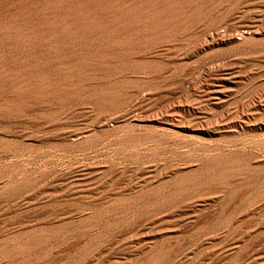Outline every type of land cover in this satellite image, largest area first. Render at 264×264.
Segmentation results:
<instances>
[{"label": "rangeland", "instance_id": "1", "mask_svg": "<svg viewBox=\"0 0 264 264\" xmlns=\"http://www.w3.org/2000/svg\"><path fill=\"white\" fill-rule=\"evenodd\" d=\"M2 1L4 0H0V3ZM196 1V4L192 1L179 5L176 10H171L179 16L178 20L182 22V25L168 24L166 26L170 27L172 32L182 31L185 27L195 26L194 24L206 19V23L208 22L206 29L203 32L191 34V36L183 34L173 37L172 40L170 39L173 44L170 43L169 47H165V50L158 51L159 53L150 56L151 58H142L139 62L129 65L128 69L136 74L130 78L128 90L122 94L125 97L127 95L126 98H123L125 100L121 99L112 103L113 105H97L88 99L84 101L83 108H78L73 103L60 104L55 96H47L43 100L22 104L18 109L8 105V108H3L4 112L1 107L3 105L0 104V114H2L0 115V195L2 194L0 196V264H145L147 256L158 249H162L160 251L166 253L167 256L154 264H264V199H253L256 186L264 178V166L258 171L234 173L233 177L230 176L232 180L229 177L230 181H227L229 183L222 187L221 185L191 187L179 200L156 206L154 209L148 204L152 203L149 201H153L152 199L155 197L152 192L150 194V190L139 202L118 206L115 209L107 207L111 200L124 195L123 193L135 195L139 186L158 187L159 182L163 183L162 180L166 184L165 186L168 184L170 186L171 180H175V176L179 177L178 179L182 178L180 176L183 175V171V178L186 179L189 174H185L187 170L189 172L191 167L192 171L190 172H193L196 170V164L197 168L201 169L204 166V169L211 154L222 156L224 162L228 157L245 155L248 156L247 161L250 165H255V161H257L255 159H264V44L259 46L260 44H257L256 41H249L246 47L254 53L243 54L241 48L232 46L231 43H217L209 41V38L205 40V37L202 36H206L208 30L231 28L235 31L243 23L241 18H238V16L240 17L239 13L237 14L235 11L236 0H217L218 3L215 0ZM251 1L254 5L245 10L248 12V10L259 9L258 11L261 10L263 17L264 5L262 4H264V0ZM206 2L207 4H205ZM25 3L26 0L23 1V4ZM210 8L212 12H209ZM213 9L215 10L213 11ZM45 13H47V8L43 10V14ZM211 15L213 16L211 17ZM232 17H236L237 20ZM208 19H211L210 22ZM26 20V17L21 15L14 17L13 22L8 19L0 21V30L3 28L0 31V103L3 99L17 95L5 88L8 78L10 79L14 75L17 77L21 74L26 76L38 73L39 69L33 63L42 54H44L43 59L48 56L66 57L68 54L76 53L79 48L91 49L87 40L78 41L74 36L70 37L73 46L65 43L64 37L58 35H55L53 40H49V35H45L43 36L44 42L23 36L15 38L13 34L20 32V26L25 24ZM226 24H228L227 27ZM212 26L216 27L212 28ZM45 28L46 26L43 25V30ZM183 42H189L191 47H199L200 50L196 52L198 55L192 54L189 49H186ZM23 56L27 60L25 65L28 66L24 71L17 72L16 70H20L17 68L19 65L17 58ZM222 58L227 60L224 61ZM221 60L223 61L221 62ZM72 61L65 60L64 63L72 65L75 60ZM228 61L234 64L232 63V65ZM140 63L141 65H139ZM227 63L228 67L223 65ZM228 69L231 70H229L231 74H234L229 76ZM43 70V75L56 73L57 62L54 65H43ZM138 82L144 84L140 85ZM137 85H139L138 88ZM146 89L151 93L140 101V107L135 110L134 103L137 99L139 100V96L147 91ZM218 89H222V92ZM136 91L138 94L135 93ZM9 92L10 94H8ZM133 93H135L134 96ZM207 95L210 96L206 97ZM201 101L204 102L201 103ZM176 110L178 111L176 112ZM71 114L73 115L71 116ZM122 115L124 119H121ZM101 117L104 119L113 118V120L108 121L106 126H102L99 125V122L104 120ZM116 117L117 119H115ZM64 120L65 123H62ZM172 121L175 124L177 122L179 126L173 124ZM205 123L210 125L207 126L208 124ZM83 131L85 135L81 138L71 135ZM67 136L73 138L70 139ZM216 156L212 158L213 163ZM202 157L205 159H201ZM211 157L210 161H212ZM185 160H188V164L191 163V165H186L175 172L176 174L167 173L169 176L157 177L165 169L164 164H176ZM200 160L207 161L200 162ZM137 162L145 166L152 164L155 166L158 163V167L155 169L149 167L148 172L140 173L138 167L136 168ZM198 163H201L200 166ZM80 165L96 167L89 170L88 176H81L82 171H72L75 166ZM108 165L113 168L118 165L121 168L126 166V168L125 166L122 168V175L119 173L121 180L118 178L119 174L104 171ZM134 167L137 170H134ZM159 169L162 170L158 171ZM178 172H180L179 176H177ZM123 173L126 175L124 176ZM170 176L172 179L169 178ZM140 177H145L144 181L139 180ZM22 180H26L28 185L23 190L13 192V187L18 184V181L23 182ZM127 183L134 186L124 190L123 186ZM96 185L97 187H95ZM190 192H195L193 198L188 196L191 194ZM193 212L195 214H192ZM104 213L106 214L104 215ZM21 233L27 234L21 235ZM258 239L259 241H257ZM22 243L27 246V249H23V252L22 250L16 252L13 248ZM12 249L18 256L11 251Z\"/></svg>", "mask_w": 264, "mask_h": 264}, {"label": "bare ground", "instance_id": "2", "mask_svg": "<svg viewBox=\"0 0 264 264\" xmlns=\"http://www.w3.org/2000/svg\"><path fill=\"white\" fill-rule=\"evenodd\" d=\"M24 0H4L0 4V21H6V19L12 21L14 17L16 16H25L26 21L25 24L20 26V32H16L13 34L15 38L20 37H26L28 39L32 40H41L43 41V36L49 35V40H53L55 35L64 37L65 43L73 44L70 42V37L74 36L79 40H87L90 44L91 49L85 48H79L78 51L73 54H68L66 57H51L48 56L47 58L43 59V55L40 56L35 62L33 63L35 67L39 69L38 73L28 74V75H19L17 77H10L8 78L5 88L10 91L12 94H17L14 97L6 98L1 100V106L3 108H8V105H12L14 109H18L20 105L26 104L28 102H33L36 100H43L44 97L47 96H55L57 98L58 102L60 104H67V103H73L75 107L83 108V104L85 103V100H92L97 105H110L112 103H116L117 101L126 98L125 95H122L129 86V82H131V77H134L136 73L133 74L132 71L128 69V66L139 62L142 58L155 56V54L161 50H165L166 46L170 45L172 43V38L177 37L183 34H188L191 36V34H195L199 31H204L206 29V19L205 21H199L198 23L194 24L195 26H188L185 27L182 31H174L170 30L171 28L166 25L170 24L173 26H180L182 25V22L178 20V15L171 12L173 9H177V7L181 4L190 3L193 1V3L196 4V0H26V3L23 4ZM43 1L45 5L43 6ZM211 0H208V2ZM216 3H218L217 0H215ZM223 1V0H221ZM237 6L235 11L237 12L238 18H241L242 25L238 26V28L233 31L231 28L228 30L219 29L216 30V26L212 28H215L213 31H209L205 34L206 36L204 39L207 40L209 38V41H215V42H225V43H231L232 46L241 48L243 51V54H253L254 52L250 51L246 45L249 41H256L257 44H260L259 46H262L264 44V16H261V10H248V12L245 10L246 8L253 6L254 3L251 0H236ZM215 3V2H214ZM215 3V4H216ZM199 4V3H197ZM207 4V2L205 3ZM213 5V4H211ZM264 5V4H262ZM189 6V5H188ZM187 6V7H188ZM194 6V5H193ZM205 6V5H204ZM216 6V5H215ZM214 6V7H215ZM47 8V13L43 14V10ZM200 7V5H199ZM212 7V6H209ZM206 8V6H205ZM235 8V7H232ZM231 8V9H232ZM180 9V8H179ZM191 9V8H190ZM193 9V7H192ZM203 9V7H202ZM208 9V8H206ZM211 9V8H210ZM201 10V9H200ZM215 9H213L214 11ZM216 8V12H217ZM264 10V9H263ZM188 11V10H187ZM192 11V10H191ZM204 11V10H203ZM202 14V11H200ZM199 12V13H200ZM208 12V10H207ZM206 12V13H207ZM209 12H212V9L209 10ZM208 12V14H209ZM234 12V14H236ZM170 13V15H168ZM180 13V12H179ZM196 13V10H195ZM215 13V12H214ZM189 14V12H188ZM187 14V15H188ZM233 14V13H232ZM196 15V14H195ZM198 15V14H197ZM206 15V14H205ZM194 16V15H193ZM204 16V14H203ZM213 15H211L212 17ZM231 16V15H229ZM233 16V15H232ZM236 16V15H235ZM185 17V16H183ZM262 17V18H261ZM188 18V17H187ZM191 18V17H190ZM196 18V17H195ZM203 18V17H202ZM201 18V19H202ZM207 18V17H206ZM236 18V17H232ZM194 19V18H193ZM200 19V18H198ZM184 20V19H183ZM211 19H208V21ZM237 20V18H236ZM235 20V21H236ZM9 21V22H10ZM188 21V20H187ZM229 21V20H228ZM13 22V21H12ZM11 22V24H12ZM191 22V21H190ZM210 22V21H209ZM223 22V19L221 20V23ZM1 23V22H0ZM195 23V22H194ZM227 23V22H226ZM230 23V22H229ZM6 24V23H5ZM4 24V25H5ZM9 24V25H11ZM184 24V23H183ZM219 24V23H218ZM3 25V24H2ZM8 25V24H7ZM43 25L46 26V28L43 30ZM188 25V24H186ZM190 25V24H189ZM210 25V24H209ZM228 24L225 26L227 27ZM6 26V25H5ZM4 26V28H5ZM3 27V26H2ZM199 27V28H198ZM201 27V28H200ZM211 27V26H210ZM209 27V28H210ZM230 27V26H228ZM234 27V26H233ZM232 27V28H233ZM1 28V27H0ZM9 28V27H8ZM220 28V27H219ZM222 28V27H221ZM224 28V27H223ZM6 29V28H5ZM3 30V28L1 29ZM0 30V31H1ZM180 30V29H179ZM11 31V30H10ZM13 32V31H12ZM4 33V32H3ZM12 35V34H10ZM51 35V36H50ZM11 37V36H9ZM52 37V38H51ZM215 37V38H214ZM25 38V40H26ZM179 38V37H178ZM188 38V37H187ZM192 38V37H191ZM196 38V36H195ZM45 39V38H44ZM171 39V40H170ZM12 40V39H11ZM24 40V41H25ZM31 40V41H32ZM47 40V39H46ZM72 40V39H71ZM174 40V39H173ZM45 41V40H44ZM43 41V42H44ZM56 41V40H55ZM183 41V40H182ZM202 41V40H201ZM49 42V41H48ZM59 42V41H58ZM174 42V41H173ZM180 42V41H179ZM178 42V43H179ZM190 42V41H189ZM184 43L183 45L186 46V49H189V51L193 54L198 52L200 49L199 47H191V44ZM192 42V41H191ZM200 42V41H199ZM47 43V42H46ZM51 43V42H50ZM53 43V42H52ZM64 43V42H63ZM210 43V42H209ZM59 44V43H58ZM79 44V43H78ZM81 44V43H80ZM86 44V43H85ZM173 44V43H172ZM197 44V43H196ZM202 44V43H201ZM213 44V43H212ZM211 44V45H212ZM230 44V45H231ZM20 45V44H19ZM56 45V44H55ZM83 45V43L81 44ZM193 45V44H192ZM195 45V44H194ZM205 45V44H204ZM223 45V44H222ZM8 46V45H7ZM78 46V45H77ZM86 46V45H84ZM201 46V45H200ZM228 46V45H227ZM257 46V45H254ZM62 47V46H61ZM65 47V46H64ZM75 47V46H74ZM82 47V46H81ZM169 47V46H168ZM178 47V46H177ZM202 47V46H201ZM211 48V47H210ZM257 48V47H256ZM24 49V48H23ZM45 49V48H44ZM47 49V48H46ZM52 49V48H51ZM55 49V48H54ZM176 49V48H175ZM185 49V50H186ZM229 49V48H228ZM235 49V48H234ZM233 49V50H234ZM15 50V49H14ZM25 50V49H24ZM48 50V49H47ZM169 50V49H168ZM207 50V49H206ZM205 50V51H206ZM210 50V49H209ZM222 50V49H221ZM227 50V49H226ZM20 51V50H19ZM204 51V50H203ZM232 51V50H231ZM259 51V50H258ZM261 51V50H260ZM12 52V51H11ZM24 52V51H23ZM22 52V53H23ZM41 52V51H40ZM57 52V51H56ZM71 52V51H70ZM73 52V51H72ZM71 52V53H72ZM158 52V53H159ZM163 52V51H162ZM185 52V51H184ZM241 52V51H240ZM16 53V52H15ZM20 53V52H19ZM44 53V52H43ZM51 53V51H50ZM53 53V51H52ZM68 53V52H66ZM157 53V54H158ZM206 53V52H205ZM213 53V52H212ZM231 53V52H230ZM238 53V52H237ZM48 55V53H46ZM55 54V53H54ZM63 54V53H62ZM197 54V53H196ZM236 54V52H235ZM234 54V55H235ZM51 55V54H50ZM160 55V54H159ZM182 55V54H181ZM186 55V54H185ZM184 55V56H185ZM198 55V54H197ZM207 55V54H206ZM226 55V54H225ZM233 55V56H234ZM260 55V54H259ZM262 55V54H261ZM264 55V54H263ZM15 54L13 55V57ZM46 56V55H45ZM222 56V55H221ZM224 56V55H223ZM227 56V55H226ZM232 56V54H231ZM241 56V55H240ZM251 56V55H250ZM257 56V55H256ZM158 57V56H157ZM182 57V56H181ZM238 57V56H236ZM243 57V56H241ZM16 58V57H15ZM151 58V57H150ZM228 58V57H227ZM232 58V57H231ZM240 58V57H239ZM10 59V58H9ZM12 59V58H11ZM31 59V58H30ZM183 59V58H182ZM215 59V58H214ZM213 59V60H214ZM224 60V58H222ZM237 59V58H236ZM29 60V59H28ZM65 60H75L72 65H67L64 63ZM77 60V62H76ZM166 60V59H165ZM180 60V59H179ZM184 60V59H183ZM205 60V59H204ZM221 60V62L223 61ZM227 60V59H226ZM224 60V61H226ZM230 60V59H228ZM14 61V60H12ZM26 58L23 56L22 58H17V68H20V70H16L17 72L24 71L28 65H25ZM146 61V60H145ZM182 61V60H181ZM216 61V60H215ZM234 61V60H233ZM57 62V72L43 75V65L47 64H53ZM76 62V63H75ZM153 62V60H152ZM178 62V61H177ZM229 62V61H228ZM236 62V61H235ZM156 63V61H155ZM174 63V62H173ZM217 63V61H216ZM220 63V62H219ZM231 63V61L229 62ZM233 63V62H232ZM231 63V64H232ZM261 63V62H260ZM146 64V63H145ZM222 64V63H221ZM230 64V66H232ZM14 65V64H13ZM16 65V64H15ZM141 65V63L139 64ZM159 65V64H158ZM219 65V64H218ZM227 65V64H223ZM144 66V64H143ZM182 66V65H181ZM190 66V65H189ZM236 66H238L236 64ZM176 67V66H175ZM211 67V66H210ZM221 69L222 66L220 65ZM225 67V66H224ZM225 67V68H226ZM11 68V67H8ZM47 68V67H46ZM148 68V67H147ZM209 68V67H208ZM151 69V68H150ZM149 69V70H150ZM165 69V67H164ZM201 69V68H199ZM217 71L218 68L216 67ZM7 70V69H5ZM12 70V69H11ZM46 70V69H45ZM48 70V69H47ZM51 70V69H50ZM146 70V69H145ZM162 70V69H161ZM170 70V69H169ZM188 70V69H187ZM204 70V69H202ZM214 70V69H213ZM223 70V69H222ZM230 69H228L229 71ZM3 71V70H2ZM226 71V70H225ZM231 71V70H230ZM229 71V72H230ZM4 72V71H3ZM143 72V71H142ZM148 72V71H147ZM169 72V71H168ZM167 72V74H168ZM203 72V71H202ZM215 72V71H213ZM212 72V73H213ZM222 72V71H221ZM224 72V71H223ZM244 72V71H243ZM254 72V71H253ZM139 73V72H138ZM145 73V72H144ZM151 73V72H150ZM158 73V71H157ZM170 73V72H169ZM211 73V71H210ZM220 73V72H219ZM233 73V71H232ZM237 73V72H236ZM141 74V72L139 73ZM153 74V73H152ZM155 74V73H154ZM203 74V73H202ZM234 74V73H233ZM230 72V75H233ZM8 75V74H6ZM143 75V73H142ZM148 75V74H147ZM160 75V74H159ZM201 75V74H200ZM214 75V74H213ZM219 75V74H218ZM226 75V74H224ZM227 75V76H228ZM236 75V74H235ZM234 75V76H235ZM251 75V74H250ZM256 75V74H255ZM180 76V75H179ZM215 76V75H214ZM217 76V75H216ZM221 76V75H220ZM228 76V77H229ZM147 77V76H146ZM178 77V76H177ZM219 77V76H218ZM217 77V78H218ZM223 77V75L221 76ZM225 77V76H224ZM7 78V77H6ZM143 78V77H142ZM176 78V77H175ZM181 78V77H180ZM139 79V78H138ZM146 79V78H145ZM152 79V78H151ZM169 79V78H168ZM173 79V77H172ZM231 79V78H230ZM229 79V80H230ZM233 79V78H232ZM231 79V80H232ZM235 79H237L235 77ZM135 80V79H133ZM143 80V79H142ZM176 80V79H175ZM219 80V79H218ZM140 81V80H139ZM223 81V80H222ZM227 81V80H226ZM241 81V80H240ZM141 82V81H140ZM162 82V81H161ZM177 82V81H176ZM175 82V83H176ZM181 82V81H179ZM198 82V81H197ZM220 82V81H219ZM139 83V82H138ZM143 83V82H142ZM170 83V82H168ZM227 83V82H226ZM135 84L136 81H135ZM140 84V83H139ZM144 84V83H143ZM140 84V85H143ZM173 84V82H172ZM164 86V84H161ZM169 85V84H168ZM182 85V84H181ZM187 85V84H186ZM206 85V84H205ZM133 86V83H132ZM139 85H137L138 88ZM185 86V85H184ZM136 87V85H135ZM134 87V88H135ZM130 89V88H129ZM133 89V88H132ZM136 89V88H135ZM171 89V88H170ZM180 89V88H179ZM201 89V88H200ZM206 89V88H205ZM209 89V88H208ZM214 89V88H212ZM217 89V88H216ZM224 89V88H223ZM228 89V88H226ZM230 89V87H229ZM232 89V88H231ZM142 90V89H141ZM145 90V89H144ZM147 90V89H146ZM173 90V89H172ZM177 90V89H176ZM211 90V88L209 89ZM220 90V89H218ZM222 90V89H221ZM220 90V92H222ZM148 91V92H147ZM143 95L139 96V100L134 103L135 110L140 107V101L143 100L146 96H148L149 93H151L150 90H147ZM183 91V90H182ZM262 91V90H261ZM10 92L8 94H10ZM134 92V91H133ZM171 92V91H170ZM187 92V91H186ZM205 92V91H204ZM132 93V92H130ZM137 93V91L135 92ZM133 93V96L134 94ZM195 93V92H194ZM226 93V92H225ZM260 93V92H259ZM127 94V93H126ZM138 94V93H137ZM167 94V93H166ZM177 94V93H176ZM229 94V93H228ZM130 96V95H129ZM186 96V95H185ZM210 96V95H209ZM208 95L206 97H209ZM212 96V95H211ZM216 96V95H214ZM247 96V95H246ZM245 96V97H246ZM2 97V96H1ZM138 97V96H137ZM218 97V96H217ZM263 97V96H262ZM261 97V98H262ZM4 98V97H3ZM151 98V97H150ZM174 98V97H173ZM176 98V97H175ZM200 98V97H198ZM220 98V97H219ZM218 98V99H219ZM47 99V98H46ZM171 99V98H170ZM190 99V98H189ZM188 99V100H189ZM264 99V98H263ZM125 100V99H123ZM135 100V99H134ZM216 100V99H215ZM257 100V99H256ZM127 101V100H126ZM145 101V100H144ZM177 101V100H176ZM213 101V100H212ZM240 101V100H239ZM43 102V101H42ZM134 102V101H133ZM188 102V101H187ZM184 102V103H187ZM204 102V101H203ZM201 101V103H203ZM245 102V101H244ZM163 103V102H162ZM169 103V102H168ZM178 104H182L177 102ZM233 103V102H232ZM252 103V102H249ZM248 103V104H249ZM259 103V102H258ZM264 103V102H263ZM132 104V102H130ZM199 104V103H198ZM206 104V103H205ZM246 104V103H245ZM28 105V104H27ZM40 105V103H39ZM46 105V104H45ZM51 105V104H50ZM57 105V104H56ZM59 105V104H58ZM71 105V104H70ZM113 105V104H112ZM173 105V104H172ZM175 105V103H174ZM193 105V104H192ZM256 105V104H255ZM25 106V105H24ZM72 106V107H74ZM92 106V105H91ZM120 106V105H119ZM130 106V105H129ZM171 106V104H170ZM248 106V105H246ZM57 107V106H56ZM54 107V108H56ZM63 107V106H61ZM85 107V106H84ZM88 107V104H87ZM86 107V109H87ZM93 107V106H92ZM178 107V106H175ZM196 107V106H195ZM27 108V107H26ZM53 108V107H52ZM67 108V107H66ZM77 108V109H78ZM125 108V107H124ZM132 108V107H131ZM150 108V107H149ZM174 108V107H173ZM223 108V107H222ZM227 108V107H226ZM245 108V107H244ZM43 109V107H42ZM64 109V108H63ZM76 109V111H77ZM91 109V107H90ZM119 109V108H118ZM122 109V108H121ZM143 109V108H142ZM206 109V108H205ZM214 109V108H213ZM251 109V108H250ZM253 109V108H252ZM26 110V109H25ZM30 110V109H29ZM58 110V109H56ZM60 110V109H59ZM65 110V109H64ZM69 110V109H68ZM197 110V109H196ZM204 110V109H203ZM255 110V108H254ZM4 112V109L2 110ZM41 111V110H40ZM43 111V110H42ZM63 111V110H62ZM67 111V109H66ZM74 111V110H73ZM72 111V113H73ZM82 111V110H81ZM88 111V110H86ZM99 111V110H98ZM171 111V110H169ZM175 111V110H174ZM178 110H176L177 112ZM253 111V110H252ZM6 112V111H5ZM24 112V111H23ZM29 112V111H28ZM59 112V111H57ZM68 112V111H67ZM118 112V111H117ZM128 112V111H126ZM48 113V112H47ZM53 113V112H52ZM63 113V112H62ZM92 113V112H91ZM97 113V112H96ZM103 113V112H102ZM137 113V112H136ZM140 113V112H139ZM170 113V112H168ZM173 113V112H172ZM175 113V112H174ZM173 113V114H174ZM227 113V112H226ZM26 114V113H24ZM55 114V113H54ZM100 114V113H99ZM124 114V113H123ZM130 114V113H129ZM133 114V113H132ZM2 115V114H0ZM4 115V114H3ZM73 114H71L72 116ZM76 115V114H74ZM112 115V114H111ZM110 115V116H111ZM114 115V113H113ZM119 115V114H118ZM140 115V114H139ZM171 115V114H170ZM178 115V114H177ZM179 115H181L179 113ZM196 115V114H195ZM205 115V114H203ZM244 115V114H243ZM39 116V115H38ZM69 116V115H68ZM143 117V114L141 115ZM140 116V117H141ZM5 117V116H4ZM13 117V116H11ZM64 117V116H63ZM79 117V116H78ZM81 117V116H80ZM107 117V116H105ZM121 119H124V116H120ZM135 117V116H134ZM146 117V116H145ZM167 117V116H166ZM176 117V116H174ZM206 117V116H205ZM57 118V117H56ZM85 118V117H84ZM103 118V117H101ZM133 118V117H132ZM147 118V117H146ZM208 118V115H207ZM235 118V117H234ZM66 119V117H65ZM70 119V118H68ZM104 119V118H103ZM117 119V117L115 118ZM131 119V118H130ZM136 119V118H135ZM140 119V118H139ZM145 119V118H144ZM180 119V118H177ZM202 119V118H201ZM204 119V118H203ZM202 119V120H203ZM22 120V119H21ZM32 120V119H31ZM35 120V119H34ZM59 120V119H58ZM112 119H104L103 121L99 122V125L106 126L108 124V121H112ZM128 120V119H127ZM159 120V119H158ZM166 120V119H165ZM181 120V119H180ZM183 120V119H182ZM216 120V119H215ZM26 121V120H25ZM33 121V120H32ZM55 121V120H54ZM168 121V120H167ZM171 121V120H170ZM176 121V120H175ZM192 121V120H191ZM199 121V120H198ZM206 121V120H205ZM217 121V120H216ZM215 121V122H216ZM243 121V120H242ZM36 122V121H35ZM60 122V121H59ZM65 123V120L62 121V123ZM77 122V121H76ZM92 122V121H91ZM163 122V121H162ZM204 122V121H203ZM214 122V121H213ZM58 123V122H57ZM70 123V122H69ZM98 123V122H97ZM111 123V122H110ZM141 123V122H140ZM144 123V122H143ZM149 123V122H148ZM173 123V121H172ZM171 123V124H172ZM182 123V122H181ZM200 123V122H199ZM218 123V122H217ZM234 123V122H233ZM32 124V123H31ZM53 124V123H52ZM122 124V123H121ZM133 124V123H132ZM175 124V123H173ZM172 124V125H173ZM177 124V122H176ZM175 124V125H176ZM187 124V123H186ZM196 124V123H195ZM207 126H209V123H205ZM213 124V123H212ZM211 124V126H212ZM215 124V123H214ZM222 124V123H221ZM239 124V123H238ZM55 125V124H54ZM57 125V124H56ZM81 125V124H80ZM139 127V123L137 124ZM142 126V124H140ZM155 125V124H154ZM157 125V124H156ZM178 125V124H177ZM182 125V124H181ZM203 125V124H202ZM110 126V125H109ZM164 126V125H163ZM166 126V125H165ZM179 126V125H178ZM9 127V126H8ZM93 127V126H92ZM134 127V126H133ZM169 127V126H167ZM201 128L203 126H200ZM205 127V125H204ZM23 128V127H22ZM46 128V127H45ZM62 128V127H61ZM65 128V127H64ZM67 128V127H66ZM136 128V127H135ZM132 128V129H135ZM187 128V127H186ZM183 128V129H186ZM79 129V128H78ZM84 129V128H83ZM192 129V128H191ZM208 129V128H207ZM219 129V128H218ZM227 129V128H226ZM23 130V129H22ZM206 130V129H205ZM211 130V129H210ZM5 131V130H4ZM62 131V130H61ZM79 131H81L79 129ZM162 131V130H161ZM23 133V131H21ZM33 132V131H32ZM74 132V131H72ZM137 132V131H135ZM202 132V131H201ZM204 132V131H203ZM25 133V132H24ZM41 133V132H40ZM87 133V132H86ZM126 133V132H125ZM171 133V132H170ZM173 133V132H172ZM27 134V133H25ZM68 134V133H67ZM23 135V134H22ZM46 135V134H45ZM61 135V134H60ZM75 138H81L83 137V132H76L74 134H71ZM97 135V134H96ZM127 135V134H125ZM134 135V133H133ZM27 136V135H26ZM24 136V137H26ZM216 136V135H215ZM38 137V136H37ZM65 137V136H63ZM70 138L69 136H67ZM72 137V138H73ZM95 137V136H94ZM92 137V138H94ZM100 137V136H99ZM135 137V136H134ZM204 137V136H203ZM2 138V137H1ZM31 138V137H30ZM70 138V139H72ZM133 138V136H132ZM172 138V137H171ZM222 138V137H221ZM96 139V138H95ZM199 139V138H198ZM54 140V138H53ZM69 140V139H68ZM59 141V140H58ZM77 141V140H76ZM133 141V140H132ZM79 142V141H78ZM99 142V141H98ZM162 142V141H161ZM33 144V143H32ZM47 144V143H46ZM79 144V143H78ZM87 144V143H86ZM93 144V143H92ZM30 145V144H29ZM75 145V144H74ZM128 145V144H127ZM211 145V144H210ZM67 146V145H66ZM70 146V145H69ZM208 148V147H207ZM21 149V148H20ZM43 151V150H42ZM80 151V150H79ZM231 151V150H230ZM162 152V151H161ZM209 152V151H208ZM32 153V152H31ZM115 153V152H114ZM167 153V152H166ZM130 155V153H129ZM229 155V154H228ZM232 155V153H231ZM174 156V155H173ZM208 155H206L207 157ZM212 156V157H211ZM214 155H210L211 159ZM252 156V155H251ZM108 157V156H107ZM205 157V156H204ZM202 157L201 159H205ZM209 157V158H210ZM247 157L245 155L237 156V157H228L224 159L222 156L217 155L214 157V163L213 159L212 161L208 160V163L201 167V169L196 167V170L192 167L194 170L193 172L190 167V171L185 173L188 176L186 179L183 178L184 171L182 172L183 175H181L180 179H178L175 176V180H170L171 185L165 186L166 184L162 180L163 183L159 182L158 187H147L139 186L137 189V192L135 195L131 193H123L124 195L115 197L111 202L108 203V206L110 209L122 205H129L136 202H139L144 194L149 192L150 194H154L153 201H149L152 203H148L152 208L163 205V204H169L176 200H179L189 189L194 188L195 186H213V185H226L227 181L232 180V175H235L234 173L239 172H245V171H258L264 166V159H255V165H250L247 161ZM127 158V157H126ZM129 158V157H128ZM170 158V157H169ZM252 158V157H251ZM249 159V158H248ZM197 160V159H196ZM195 160V161H196ZM206 160V161H207ZM254 160V159H252ZM199 161V160H198ZM203 160H200V162ZM205 161V160H204ZM203 161V162H204ZM205 161V162H206ZM197 162V161H196ZM195 162V163H196ZM216 162V163H215ZM18 163V162H17ZM189 161L185 160L181 163H170V164H164V170L163 172L159 173L157 177L167 176V173L176 174L175 172L179 171L181 168L186 167ZM199 164V163H198ZM201 164V163H200ZM199 164V166H200ZM203 164V165H204ZM78 165V164H77ZM92 165V164H91ZM129 165V164H127ZM131 165V164H130ZM136 168L138 167V172L145 173L150 170L149 167L152 169L158 167V163L155 166L148 165L145 166L142 163L136 164ZM191 165V163H190ZM189 165V166H190ZM193 165V163H192ZM16 166V165H15ZM122 166V165H121ZM125 166V165H124ZM123 166V167H124ZM134 166V164H133ZM132 166V169H133ZM95 168L96 166H90V165H80L75 166L72 171H82V175H86L89 173V170H92V168ZM122 167V168H123ZM131 167V166H130ZM148 167V168H147ZM122 168L120 165L113 168V166L108 165L105 167V172H109L111 174H121ZM126 168V166H125ZM135 168V167H134ZM134 170H137V169ZM189 168V167H188ZM60 169V168H59ZM128 169V168H127ZM187 169V168H186ZM102 170V169H101ZM129 170V169H128ZM127 170V171H128ZM162 170V169H161ZM160 169L158 171H161ZM185 170V169H184ZM15 171V170H14ZM26 171V170H25ZM30 171V170H29ZM124 171V170H123ZM133 171V170H132ZM19 172V171H17ZM84 172V173H83ZM98 172V170H97ZM125 172V171H124ZM137 172V171H136ZM136 172H134L136 174ZM137 172V173H138ZM65 173V172H64ZM94 173V172H93ZM180 172H178L177 176H179ZM181 173V174H182ZM248 173V172H247ZM27 174V173H26ZM54 174V173H53ZM66 174V173H65ZM92 174V173H91ZM103 174V173H102ZM119 174V180L120 179ZM124 174V173H123ZM133 174V173H132ZM139 174V173H138ZM158 174V172H157ZM245 175V173H243ZM122 175V174H121ZM126 174H124L125 176ZM137 175V174H136ZM21 176V175H20ZM24 176V175H23ZM169 176V175H168ZM232 176V177H230ZM240 177L242 175H239ZM238 176V178H239ZM247 176V174H246ZM251 176V175H250ZM263 176V175H262ZM58 177V176H57ZM65 177V176H64ZM186 177V176H185ZM230 177V179H229ZM235 177V176H234ZM19 178V177H18ZM27 178V177H26ZM79 178V177H78ZM85 178V177H84ZM115 178V176H114ZM123 178V177H122ZM145 177H140L139 180L144 181ZM156 179V178H155ZM164 179V178H163ZM174 179V178H173ZM229 179V180H227ZM236 179V178H235ZM244 179V178H242ZM261 179V178H260ZM6 180V179H5ZM18 180V179H17ZM117 180V178H116ZM118 180V181H119ZM136 180V179H135ZM138 180V179H137ZM161 180V179H159ZM169 180V181H170ZM238 180V179H237ZM23 181V180H22ZM18 181L15 186L13 187L14 191H19L20 189L23 190V188L28 185V182ZM67 181V180H66ZM104 181V180H103ZM117 181V182H118ZM167 181V180H166ZM165 181V182H166ZM168 181V182H169ZM57 182V181H56ZM55 182V183H56ZM91 182V181H90ZM123 182V181H122ZM156 183L158 182L155 181ZM154 182V184H156ZM235 182V180H234ZM7 183V182H6ZM30 183V182H29ZM129 183V182H128ZM125 184V189H130L131 186H134L132 184ZM149 183V182H148ZM229 183V182H228ZM227 183V184H228ZM232 183V182H231ZM57 184V183H56ZM88 184V183H87ZM140 184V183H139ZM145 184V183H144ZM91 185V184H90ZM150 185V184H148ZM231 186V185H228ZM97 187V185L95 186ZM107 187V186H106ZM105 187V188H106ZM119 187V186H118ZM220 187V186H219ZM250 187V186H249ZM11 189V187H9ZM93 188V187H92ZM238 188V187H237ZM251 188V187H250ZM253 188V187H252ZM63 189V188H62ZM256 192H254L253 199L255 200H263L264 199V178L262 181L256 186L255 188ZM4 190V189H3ZM98 190V189H97ZM101 190V189H100ZM199 190V189H197ZM214 190V189H213ZM94 191V190H93ZM133 191V190H132ZM194 191V189H193ZM1 192V191H0ZM12 192V193H13ZM96 192V191H95ZM128 192V191H127ZM10 193V192H9ZM30 193V192H29ZM97 193V192H96ZM191 194H187L188 196L192 197L194 196L195 192H190ZM230 193V192H229ZM16 194V193H14ZM83 194V193H82ZM148 194V193H147ZM198 194V193H197ZM97 195V194H96ZM120 195V194H118ZM223 195V194H222ZM250 195V194H249ZM2 196V194L0 195ZM5 196V195H4ZM198 196V195H197ZM205 196V195H204ZM95 197V196H94ZM196 197V195H195ZM230 197V196H229ZM248 197V196H247ZM42 198V197H41ZM66 198V197H65ZM146 198V196H145ZM149 198V197H148ZM191 198V200H192ZM199 198V197H198ZM251 198V197H250ZM186 199V198H185ZM231 199V198H230ZM51 200V198H50ZM94 200V199H93ZM195 200V199H194ZM252 200V199H251ZM204 201V200H203ZM249 201V200H248ZM28 202V201H27ZM30 202V201H29ZM37 202V201H36ZM260 202V201H259ZM94 203V202H93ZM186 203V202H185ZM197 203V202H195ZM201 203V202H200ZM205 203V202H204ZM203 203V204H204ZM247 203V202H246ZM251 203V201H250ZM143 204V203H142ZM202 204V203H201ZM249 204V203H248ZM257 204V203H256ZM150 206V207H151ZM261 207V206H260ZM143 208V207H142ZM147 208V207H146ZM186 208V207H185ZM198 208V207H197ZM148 209V208H147ZM146 209V210H147ZM183 209V208H182ZM194 209V208H193ZM156 210V209H155ZM82 211V210H81ZM113 211V210H112ZM115 211V210H114ZM150 213V212H149ZM176 213V212H175ZM106 213H104L105 215ZM178 214V213H177ZM192 214H195L193 212ZM83 216V215H82ZM132 216V215H131ZM80 218V217H79ZM130 218V217H129ZM180 218V217H179ZM87 219V218H86ZM176 219V218H175ZM115 220V219H114ZM73 221V220H72ZM178 221V220H177ZM223 221V220H222ZM84 222V221H83ZM113 222V221H112ZM116 222V221H115ZM172 224V223H171ZM66 225V224H65ZM84 225V224H83ZM263 225V224H262ZM103 226V225H102ZM259 226V225H258ZM262 227V226H261ZM174 229V228H173ZM176 229V228H175ZM103 231V230H102ZM17 232V231H16ZM19 232V231H18ZM17 232V233H18ZM29 232V231H28ZM30 233V232H29ZM28 233V234H29ZM15 234V233H14ZM13 234V235H14ZM23 233H21L22 235ZM27 234V233H26ZM23 234V235H26ZM54 234V233H53ZM95 234V233H94ZM100 234V233H98ZM153 234V233H152ZM32 235V234H31ZM96 236V235H95ZM99 236V235H98ZM242 236V235H241ZM262 236V234H261ZM12 237V235H11ZM18 237H21L18 235ZM17 237V238H18ZM26 237V236H22ZM16 238V237H15ZM14 238V239H15ZM29 238V236H28ZM28 238L25 240H28ZM233 238V237H232ZM231 238V239H232ZM259 238V237H258ZM261 238V237H260ZM259 238V239H260ZM259 239L257 241H259ZM262 239V238H261ZM17 240V239H16ZM15 240V241H16ZM19 240V238H18ZM95 240V239H94ZM99 240V239H98ZM93 241V240H92ZM149 241V240H147ZM146 241V242H147ZM247 241V240H246ZM18 242V241H17ZM23 242V241H21ZM27 242V241H26ZM89 242V241H88ZM151 242V241H150ZM249 242V241H248ZM25 243V242H24ZM22 243L21 245L13 248L16 252L19 250L27 249V246ZM30 243V242H29ZM90 243V242H89ZM20 244V243H18ZM148 244V243H147ZM251 244V243H250ZM249 244V245H250ZM89 245V244H88ZM236 245V244H235ZM161 246V245H160ZM247 246V245H246ZM245 246V247H246ZM234 247V245H233ZM161 248V247H158ZM247 248V247H246ZM245 248V249H246ZM13 249L11 251H13ZM165 249V248H164ZM228 249V248H227ZM251 249V248H250ZM162 250V249H160ZM159 249L157 251L151 252L147 258L145 264H154L161 260H163L167 254L161 252ZM167 250V249H166ZM244 250V249H243ZM13 251V252H15ZM223 251V250H222ZM237 251V250H236ZM250 251V250H249ZM12 252V256H13ZM15 252V254H17ZM239 252V251H238ZM234 253V252H233ZM237 253V252H236ZM249 253V252H248ZM20 254V252H19ZM23 254V253H22ZM245 254V253H244ZM6 255V254H5ZM21 255V254H20ZM183 255V254H182ZM206 255V254H205ZM215 255V254H214ZM249 255V254H247ZM246 255V256H247ZM11 256V255H9ZM18 256V254L16 255ZM208 256V255H207ZM220 256V255H219ZM8 257V256H7ZM20 257V256H19ZM11 258V257H10ZM14 258V257H13ZM196 258V257H195ZM16 259V258H14ZM18 259V257H17ZM213 259V258H212ZM9 260V259H8ZM219 260V258H218ZM6 261V260H5ZM144 261V259H143ZM183 261V260H182ZM212 261V260H211ZM217 261V260H216ZM199 262V261H198ZM251 262V260H250ZM192 263V262H191ZM256 263V262H255ZM176 264V263H175ZM194 264V263H193ZM196 264V263H195ZM250 264V263H249Z\"/></svg>", "mask_w": 264, "mask_h": 264}]
</instances>
